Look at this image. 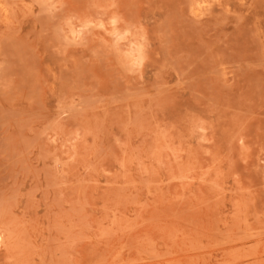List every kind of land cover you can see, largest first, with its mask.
<instances>
[{
    "label": "rangeland",
    "instance_id": "374dc122",
    "mask_svg": "<svg viewBox=\"0 0 264 264\" xmlns=\"http://www.w3.org/2000/svg\"><path fill=\"white\" fill-rule=\"evenodd\" d=\"M0 264H264V0H0Z\"/></svg>",
    "mask_w": 264,
    "mask_h": 264
}]
</instances>
